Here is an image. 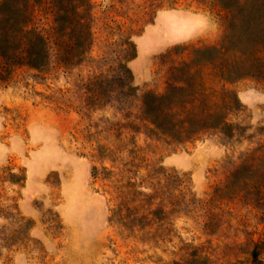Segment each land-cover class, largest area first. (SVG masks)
<instances>
[{"label": "rangeland", "instance_id": "obj_1", "mask_svg": "<svg viewBox=\"0 0 264 264\" xmlns=\"http://www.w3.org/2000/svg\"><path fill=\"white\" fill-rule=\"evenodd\" d=\"M63 1L62 14L89 23L84 56L65 63L53 43L46 68L0 81V264H251L264 241V163L256 206L249 191L213 190L264 156V78H214L236 94L229 135L177 145L139 119L146 93L181 81L193 91L201 75L184 65L232 23L220 0ZM54 4H34L47 33Z\"/></svg>", "mask_w": 264, "mask_h": 264}, {"label": "trees", "instance_id": "obj_2", "mask_svg": "<svg viewBox=\"0 0 264 264\" xmlns=\"http://www.w3.org/2000/svg\"><path fill=\"white\" fill-rule=\"evenodd\" d=\"M45 0H3L0 5V81L10 77L19 67L42 70L53 56L52 44L60 46L61 61L74 62L90 45L91 31L86 19H73L65 14L64 1L54 4V27L50 33L36 25L34 4ZM232 22L219 46L197 49L191 63L184 65L191 75L200 79L187 93L185 82L173 85L165 94L146 93L139 103V119L149 125L153 135L177 145L188 143L206 132L232 133L228 113L236 94L222 87H214V78L223 82L264 78V0H220ZM83 27L82 33H71L72 27ZM53 34L60 40H52ZM59 48V47H58ZM80 50L74 54V50ZM60 51V54H61ZM195 66H197V69ZM210 69L206 73V69ZM122 87H129L133 74L128 67L122 69ZM184 84V85H183ZM264 156L244 162L213 191H249L250 205L261 203L258 191L262 187ZM264 204V203H263ZM261 243L252 251L251 264H264ZM179 264H201L196 259Z\"/></svg>", "mask_w": 264, "mask_h": 264}]
</instances>
